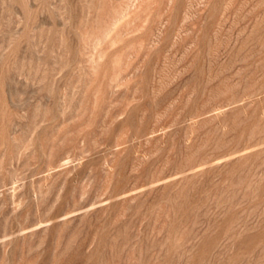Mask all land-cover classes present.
<instances>
[{
    "label": "rangeland",
    "instance_id": "1",
    "mask_svg": "<svg viewBox=\"0 0 264 264\" xmlns=\"http://www.w3.org/2000/svg\"><path fill=\"white\" fill-rule=\"evenodd\" d=\"M0 264H264V0H0Z\"/></svg>",
    "mask_w": 264,
    "mask_h": 264
}]
</instances>
